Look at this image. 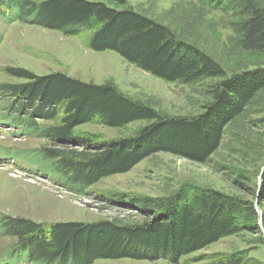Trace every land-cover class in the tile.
<instances>
[{
    "label": "trees",
    "instance_id": "16d2710c",
    "mask_svg": "<svg viewBox=\"0 0 264 264\" xmlns=\"http://www.w3.org/2000/svg\"><path fill=\"white\" fill-rule=\"evenodd\" d=\"M231 2L242 16L232 24L239 46L264 53V5L257 0ZM0 8H4L2 14L17 11L22 22L66 36L89 32L90 49L115 51L166 81L192 83L225 74L209 52L133 7L116 8L91 0H0ZM6 70L25 82L0 84V95L12 99L0 114V121L22 126L15 134L33 133L83 147H44L35 151L37 157L30 154L23 159L21 167H28L32 161L43 163L53 177L83 189L103 177L131 171L156 152L207 162L219 149L226 127L264 89V66L246 69L215 84L212 101L199 114L172 116L123 93L110 82H86L62 72L38 75L22 67ZM37 118L57 123L41 125ZM140 119L151 122L133 135L97 143L95 150H90L88 137L75 133L85 123L123 128ZM257 200L264 203V174ZM144 202L152 208L143 205V211H152L153 218L129 225L112 221L43 224L26 217L3 216L0 228L17 240L16 247L2 255L6 260L3 264H12L9 258L23 264H94L101 258L156 260L160 256L179 263L183 256L223 237L258 229L260 217L264 222V208L260 215L254 201L213 188L196 190L190 199L180 192L167 198H145Z\"/></svg>",
    "mask_w": 264,
    "mask_h": 264
},
{
    "label": "rangeland",
    "instance_id": "374dc122",
    "mask_svg": "<svg viewBox=\"0 0 264 264\" xmlns=\"http://www.w3.org/2000/svg\"><path fill=\"white\" fill-rule=\"evenodd\" d=\"M91 1H102L116 8L133 7L169 26L181 39L209 52L223 66L225 74L192 83L166 81L129 63L115 51L90 49L89 32L66 36L57 30L22 22L17 11L6 14L0 11V84L25 82L7 72L6 68L11 66L38 75L62 72L86 82L113 83L123 93L168 115L195 116L212 101L215 84L235 73L264 66V53L239 46L232 24L242 16L231 0H127L125 5L113 0ZM257 1L264 5V0ZM6 98L0 95V114L12 101L11 97ZM37 121L41 125L57 123L41 118ZM150 122L140 119L123 128L90 122L77 127L75 133L88 137L92 141L90 150H95V144L133 135ZM20 129L22 126L15 123L0 121V218L21 216L43 224L56 221L138 224L153 218L152 211H143V205L152 208L144 202L145 198H167L181 192L190 199L201 188L250 199L262 214L264 203H258L257 195L264 174V89L226 127L219 149L207 162L156 152L131 171L103 177L88 189L53 177L43 163L32 161L28 167H21L23 159L41 148L56 145L81 150V145L59 139L54 142L33 133L15 134ZM258 224V229L223 237L185 255L179 263L160 256L156 260L101 258L94 264H264L262 217ZM16 242L15 237L0 228V264L6 262L2 255L11 252ZM9 260L12 264H23L15 258Z\"/></svg>",
    "mask_w": 264,
    "mask_h": 264
},
{
    "label": "water",
    "instance_id": "95a60500",
    "mask_svg": "<svg viewBox=\"0 0 264 264\" xmlns=\"http://www.w3.org/2000/svg\"><path fill=\"white\" fill-rule=\"evenodd\" d=\"M263 170H264V168H263ZM260 186H261V184H260Z\"/></svg>",
    "mask_w": 264,
    "mask_h": 264
}]
</instances>
